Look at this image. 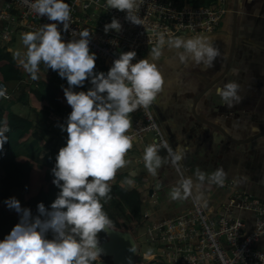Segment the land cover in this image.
Here are the masks:
<instances>
[{"label":"clouds","instance_id":"obj_1","mask_svg":"<svg viewBox=\"0 0 264 264\" xmlns=\"http://www.w3.org/2000/svg\"><path fill=\"white\" fill-rule=\"evenodd\" d=\"M109 8L126 10L125 19L137 25L143 20L133 12L135 0H106ZM29 6L48 20L63 22L68 30L70 5L67 0H30ZM121 23L113 18L104 25V32L121 30ZM78 35V39L76 36ZM25 46L23 54L16 53L18 62L33 80L39 79L40 66L58 71L66 78L67 87L61 86L71 112L66 123L60 124L67 132L66 144L60 147L51 169L53 184L59 189L50 207L37 204V215L28 207H22L15 196L6 198L4 204L19 214V222L0 240V264H93L103 249L99 246L98 233L111 229V221L103 209L101 198H110L108 183L116 170L127 161L125 154L132 147L127 130L132 127L130 116L139 107L150 105L163 84V76L156 60L162 55L165 36L158 34L148 57L133 63L134 50L120 52L109 70L96 72V53L90 52V32L84 28L65 42L57 23H45L35 31L21 33ZM167 47L177 50L181 63L212 66L219 55L211 38L195 35L187 39L169 37ZM86 78L92 87L87 91H75ZM239 84L229 81L216 88V93L231 107L241 100ZM3 95V93H0ZM9 126L0 118V154L9 140ZM166 150V156L159 153ZM186 146L175 148L167 141L149 143L144 147L142 161L147 172L155 176L162 163H170L178 173V179L168 192L171 200L192 198L197 206H207L205 182L223 186L226 172L222 167L205 174L199 168L192 176H184L177 167L185 155ZM91 177V179H89ZM131 184L132 180L127 179ZM195 189V193H194ZM51 233V238H49ZM264 264V253H257Z\"/></svg>","mask_w":264,"mask_h":264},{"label":"crops","instance_id":"obj_2","mask_svg":"<svg viewBox=\"0 0 264 264\" xmlns=\"http://www.w3.org/2000/svg\"><path fill=\"white\" fill-rule=\"evenodd\" d=\"M209 2L222 3L226 10L219 31L201 35L212 39L214 46L219 50V55L212 66L195 64L190 60L181 63L176 55L177 50L164 46L162 55L155 61L164 82L154 98V111L170 146L173 148L178 144L186 146L184 158L178 163L187 169V176H192L194 183L197 182L193 175L197 168L205 174L211 173L218 167L225 170L223 186L213 184L208 188L205 182L201 189L208 201L204 208L214 217L237 195L246 194L264 204V136L251 142L246 141L264 132V0H239L237 18L234 17L235 0ZM7 3L8 0H0V13H10ZM10 14L12 17L10 24L7 21H0V31L9 26L11 39L0 42V46L12 55L24 78L22 81H12L7 84L11 97L0 99V108L8 107L15 114L29 119L38 133L47 131L45 136L38 134L39 139H31L15 151V155L19 158H28L31 155L43 158L50 151L60 149L66 144L67 132L61 131L59 125L66 123L67 117L49 112L46 110V103L38 102L31 93L39 79H31L16 56L17 52L23 54L25 50L20 38L21 33L30 30L16 28L12 23L16 12L11 11ZM187 38L190 37L182 39ZM232 46L231 66L227 74L197 102L204 88L223 74ZM149 52L150 49L145 51V58L148 57ZM45 71L47 69L41 64L39 78L40 75L50 76ZM50 77L56 83H61L64 87L68 86L66 78H61L59 75ZM229 81L239 84L238 94L241 97L240 102L233 103L231 107H228L216 93L217 87ZM90 87L92 85L74 86V90L87 91ZM24 91L29 93L27 104L19 99ZM130 116L133 124L136 112L131 113ZM198 116L220 125L233 140L198 120ZM130 130L131 128L127 132ZM144 141L153 143L154 138L148 135ZM144 145L142 142L134 143L133 148L125 154L127 163L117 169L114 177L108 181L111 187L135 189L142 195L145 220L140 224L132 221L136 226L134 229L128 228L127 231L134 236L138 256L143 260L153 258L158 253L146 243L144 232L147 226L150 223L175 218L191 206L188 198L171 200L168 196L170 188L178 179V173L170 163H162L155 176L147 172L142 161ZM161 149L160 155L166 156V152ZM4 176L5 172L0 167V181ZM127 179H131L132 183H127ZM11 195L20 200L22 207H27L22 189H12ZM3 207L19 217L14 209L6 205ZM126 210L129 214L127 208ZM235 214L246 222L247 231H250L253 227L254 215L246 211H235ZM142 227L144 229L140 230L139 236L136 237L135 232ZM256 246L264 250V237Z\"/></svg>","mask_w":264,"mask_h":264},{"label":"built area","instance_id":"obj_3","mask_svg":"<svg viewBox=\"0 0 264 264\" xmlns=\"http://www.w3.org/2000/svg\"><path fill=\"white\" fill-rule=\"evenodd\" d=\"M29 2L8 0V11L17 14L12 22L16 28L35 31L42 24L57 23L65 42L73 38V31L79 33L87 28L90 32V52L96 53V61L102 62L101 67L105 71L123 51L134 50L137 53L133 63L145 58V51L155 45L160 33L165 36L164 46L169 37L214 34L221 28L226 14L224 6L218 2L194 6L182 0H135L133 12L143 20L142 25H137L125 19L126 10L109 8L106 0H67L71 12L69 28L64 30L63 22L50 21L46 15L40 16L30 8ZM10 13H0V21L10 24ZM113 18L120 21L121 30L105 33L104 25ZM76 38H79L78 35ZM10 39L11 29L7 26L0 31V42ZM45 72L50 76L58 75V71L52 69ZM0 93H3L0 99L11 97L7 84L2 82ZM134 112L136 118L127 132L132 138V146L142 142L145 147L149 144L144 141L148 135L153 136V143H169L155 115L154 100L147 107H139ZM177 167L180 173L187 176L185 167L179 163ZM188 199L191 206L183 214L147 226L144 232L146 243L158 253L145 261L152 264H261L257 253H264V250L256 244L264 237L263 203L246 194L237 195L213 217L203 205L197 206L191 197ZM235 211L254 215L250 231H247L246 222Z\"/></svg>","mask_w":264,"mask_h":264},{"label":"trees","instance_id":"obj_4","mask_svg":"<svg viewBox=\"0 0 264 264\" xmlns=\"http://www.w3.org/2000/svg\"><path fill=\"white\" fill-rule=\"evenodd\" d=\"M194 6H201L210 3V0H182ZM46 69V68H45ZM23 73L12 55L0 46V82L8 84L12 81H22ZM61 82V81H60ZM61 83L47 75H40L39 82L31 90L38 102L46 103V110L62 117H67L71 112ZM91 86L90 79L86 78L81 87ZM27 91L20 96V101L28 103ZM0 118L6 119L9 131L6 133L9 140L4 145L3 154H0V167L4 170L5 176L0 181V240L10 233L11 229L19 222V217L9 213L2 205L6 198L12 197L11 190L20 188L25 193L27 207L31 209L33 215H37V204L43 202L47 207L57 196L59 189L53 184L54 176L51 169L55 165V157L59 149H54L46 157L40 158L31 155L28 158H19L15 155L16 149L31 139H39L38 134L45 136L47 131L37 132L33 123L15 114L8 107L0 108ZM110 198H101L104 211L111 221V227L121 229L116 216L111 212V205L123 203L128 209V217L131 221L142 223L145 220L143 213V198L139 191L129 190L121 187H111ZM51 238V233L48 234ZM99 242L106 239L105 231L98 233ZM93 264H98L97 261ZM136 264H152L145 260Z\"/></svg>","mask_w":264,"mask_h":264},{"label":"water","instance_id":"obj_5","mask_svg":"<svg viewBox=\"0 0 264 264\" xmlns=\"http://www.w3.org/2000/svg\"><path fill=\"white\" fill-rule=\"evenodd\" d=\"M235 1H236V6L234 9V17L237 18L239 0H235ZM232 52H233V46L231 48V52L228 57V62L223 74L204 88V90L199 94L197 102L205 92L213 88V86L216 85L227 74L231 66ZM197 102L194 106V112ZM197 118L201 122L221 131L225 136L233 140V138L220 125L211 122L201 116H198ZM258 134L259 135H255L246 141L251 142L256 138L264 136V132ZM105 235H106V239L102 242H99V246L103 249L100 257H104L105 259L107 258L108 260H97L98 264H136V262L143 261V258L138 256L137 242L134 236L131 234V232L127 230L115 229L111 227V229L105 231Z\"/></svg>","mask_w":264,"mask_h":264},{"label":"rangeland","instance_id":"obj_6","mask_svg":"<svg viewBox=\"0 0 264 264\" xmlns=\"http://www.w3.org/2000/svg\"><path fill=\"white\" fill-rule=\"evenodd\" d=\"M101 65H102L101 61H96L94 70L97 72L104 71L106 73L107 71H105L103 68H101ZM161 150L166 152V150H164V149H161ZM2 205L4 206L5 204L2 203ZM108 205L110 206L111 212L116 216L117 220L121 224V229L127 230L130 227H133V229H134V226H136V225H133V222L128 217L126 206L123 203H118V204H114V205H111L109 203ZM146 225H147V223L145 224V226ZM143 229H144V227L138 228L137 231L135 232V236L138 237L140 234V230H143ZM98 259L99 260H108L107 258L105 259L104 257H99Z\"/></svg>","mask_w":264,"mask_h":264}]
</instances>
